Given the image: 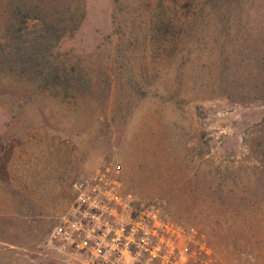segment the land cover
<instances>
[{
  "label": "rangeland",
  "instance_id": "1",
  "mask_svg": "<svg viewBox=\"0 0 264 264\" xmlns=\"http://www.w3.org/2000/svg\"><path fill=\"white\" fill-rule=\"evenodd\" d=\"M102 176L178 264H264V0H0V264H86L49 235Z\"/></svg>",
  "mask_w": 264,
  "mask_h": 264
},
{
  "label": "built area",
  "instance_id": "2",
  "mask_svg": "<svg viewBox=\"0 0 264 264\" xmlns=\"http://www.w3.org/2000/svg\"><path fill=\"white\" fill-rule=\"evenodd\" d=\"M70 190L73 204L49 235L59 250L86 264H178L187 254L172 224L157 210L132 214L130 197L105 176L76 180Z\"/></svg>",
  "mask_w": 264,
  "mask_h": 264
}]
</instances>
